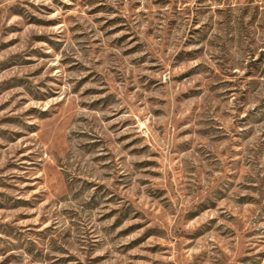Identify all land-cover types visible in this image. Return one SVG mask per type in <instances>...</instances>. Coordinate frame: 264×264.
Wrapping results in <instances>:
<instances>
[{"label": "rangeland", "instance_id": "rangeland-1", "mask_svg": "<svg viewBox=\"0 0 264 264\" xmlns=\"http://www.w3.org/2000/svg\"><path fill=\"white\" fill-rule=\"evenodd\" d=\"M0 264H264V0H0Z\"/></svg>", "mask_w": 264, "mask_h": 264}]
</instances>
